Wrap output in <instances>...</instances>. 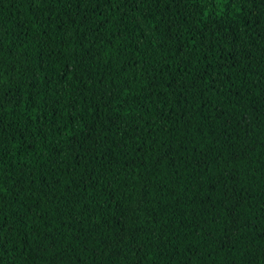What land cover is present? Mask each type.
<instances>
[{
    "label": "trees",
    "instance_id": "16d2710c",
    "mask_svg": "<svg viewBox=\"0 0 264 264\" xmlns=\"http://www.w3.org/2000/svg\"><path fill=\"white\" fill-rule=\"evenodd\" d=\"M95 3L0 0V82L17 97L4 116L16 138L0 143V264H264V0L126 6L139 51L115 32L119 11ZM164 18L184 23L187 48L192 34L202 52L217 45L204 80L181 76L175 41L160 46ZM81 123L101 140L74 152Z\"/></svg>",
    "mask_w": 264,
    "mask_h": 264
},
{
    "label": "snow or ice",
    "instance_id": "6c2138e0",
    "mask_svg": "<svg viewBox=\"0 0 264 264\" xmlns=\"http://www.w3.org/2000/svg\"><path fill=\"white\" fill-rule=\"evenodd\" d=\"M70 6H76L80 5L81 7L83 6V3L86 2V0H68ZM101 3H105L109 5L110 7L114 8L115 10L119 11V16L116 17V19L120 22L119 27L115 30L116 34H121V32H127L128 37L126 38L128 40V45L130 46L133 43L135 44V48L137 51H139V44H140V39H136L133 41L132 37H138L139 32L137 31L138 25H133L132 30L129 31V24L128 21L125 20V17L128 16V11L121 9L125 8L126 6H130L135 4L136 8L139 9L140 4L145 5V9H151L153 14H155V9L153 8V5H155V8H161V11H163V8L161 7L162 4H167V5H172L175 3V0H147V3H145V0H96V3L93 5V11H95L96 8L99 7ZM75 14H79L76 12ZM149 13L148 11H145L143 15L147 16ZM98 15H103V12L98 13ZM88 19L87 16L84 17V21L86 22ZM105 22H109L107 19ZM164 25V31L161 32V35L165 36V39L159 41L160 46L166 47L168 45L169 41H175L176 42V47L177 51L175 52V55L178 57V67L180 65H183V70L181 72V76H183L185 73L189 74L190 77V82L191 83H196L198 80H204L206 76H209V70L213 69V65L211 60L209 59L210 54L212 53L213 49L217 48V45L215 42L211 43L210 45L207 46L206 51H201V47L205 44L204 40H201L197 42L196 40V35L192 34L190 35L187 39L191 41L192 43V48L189 49L185 46V43L183 42V37H184V32H185V26L184 23L182 22L179 25H173L171 21L167 20V18L161 19L157 22L156 25H153V29L156 31H160V25ZM99 27L97 26L96 31H99ZM175 28V31L173 29ZM167 33V35H165ZM197 43H199L200 47H197ZM22 54H23V49H22ZM87 57L85 56V59ZM217 61H219V56L216 57ZM194 61H196L197 64L200 62H206L203 67H196L194 65ZM43 65V59H41L40 65L38 67H42ZM81 66H83V61H81ZM190 67H195V71L189 72ZM221 67L223 65L221 64ZM229 67H234V65H229ZM24 75L26 76L29 72L32 71V68L29 64H24ZM17 65L16 63L10 64L9 68L7 69V72L11 79L15 80L16 79V73H17ZM84 71H88V69L85 67L83 68ZM215 71H219V69H214ZM71 71V69H69ZM137 73H139V67L137 66L136 68ZM145 89L148 91L152 90V81L153 77L150 73V70L148 68H145ZM64 75H67V73H64ZM33 79L35 81H40L41 77L39 74V71H36ZM231 79V77H229ZM20 83H24L23 80L20 81ZM211 86L215 87L216 86V78L212 77L210 80ZM33 87H36V83H33ZM168 87H171V84L168 85ZM183 87H187V85H183ZM205 91L207 90V85L205 86ZM21 93L24 92V89L20 90ZM11 93V90L6 88L2 82H0V143L3 142L4 139L11 138L15 139L16 138V133L15 130H13L11 133H9V129L12 128L11 122L5 124L4 116L7 115L9 109H5V104L12 101L16 100V94ZM21 98H23L21 96ZM56 103H59V100L56 101ZM35 103L32 104V107H35ZM72 107H75V102H73ZM99 108V106H98ZM97 108L96 115L99 117L102 115L101 112H99ZM31 119V117H30ZM44 119L47 120L48 116H44ZM71 125L76 124V120L73 119L71 122ZM115 123V121H113ZM63 129L68 130V138H72L74 136V133L71 131L70 124L66 122L63 125ZM36 130H33V133L35 134ZM80 132L82 134V138L76 137L75 139H72V142L68 145L74 152H78L80 149L84 148V145L88 143L90 139L95 140L96 142H100L101 137L97 135L96 137L93 136V133L95 132V128L92 127L91 125H87L84 123H81L80 125ZM94 147L93 146H90ZM88 151V149H85V153ZM2 187V186H0ZM225 196H227V192L224 193ZM120 240H123V236L119 238ZM119 241H117V244ZM135 264H140L139 261H136Z\"/></svg>",
    "mask_w": 264,
    "mask_h": 264
}]
</instances>
